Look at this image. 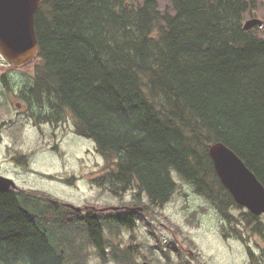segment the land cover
<instances>
[{
	"label": "trees",
	"instance_id": "1",
	"mask_svg": "<svg viewBox=\"0 0 264 264\" xmlns=\"http://www.w3.org/2000/svg\"><path fill=\"white\" fill-rule=\"evenodd\" d=\"M167 2L169 11L156 0H41L23 111L41 123L64 107L74 133L92 140L104 160L97 184L120 196L136 187L141 211L81 215L77 233L96 245L103 262L109 245L118 264H139L129 247L119 253L104 239L103 218L108 231L133 232L139 215L169 201L175 170L217 210L223 238L244 241L248 264H260L250 238L264 241V214L235 202L209 155V146L222 142L264 186V36L242 27L257 0ZM0 107L11 114L1 98ZM10 124L18 142L21 128ZM18 152L12 160L29 170L30 154ZM62 207L44 190L0 191V264H88L86 247L69 246L74 237L64 245L61 233L75 235V227L61 221L63 212L59 218ZM232 208L243 211L235 217ZM256 247L264 262V244Z\"/></svg>",
	"mask_w": 264,
	"mask_h": 264
},
{
	"label": "rangeland",
	"instance_id": "2",
	"mask_svg": "<svg viewBox=\"0 0 264 264\" xmlns=\"http://www.w3.org/2000/svg\"><path fill=\"white\" fill-rule=\"evenodd\" d=\"M156 2L160 10L169 11L167 0ZM253 16L264 20V0H257L255 14L246 16V19ZM261 29L258 31L264 36V27ZM34 62L24 64L17 71L0 55V75L8 77L10 87L8 89L0 82V98L7 102L11 112L7 114L6 109L0 107V124L4 120H12V115H17L18 119L13 124L20 127L22 132L21 139L15 142L13 136L9 135L13 131L12 124L8 122L0 129V171L15 178L24 189L44 190L63 204L79 207L80 212L74 211L70 206L62 207L58 212L59 218L63 214L66 216L61 218L62 222L73 223L72 228L75 227V235L61 233L65 237L64 245H69V239L74 237L69 246L81 243L82 247H86L88 264H118L111 258L109 245H105L106 262L101 260L96 245L91 246L77 233L82 228L78 223L81 215L88 209L110 211L106 205L128 204L136 211H141L143 207L133 202L137 189L133 187L131 191L120 192V196L112 193L106 186L97 184L95 177L104 173V160L95 150L92 140L74 133L71 119L69 123H65L64 107L58 125H55L53 118L52 124L34 123L23 111L24 105L20 114L17 113L14 104L19 98L15 92L33 76ZM14 150H18L20 154H30L27 157L29 170L12 160V156L16 154ZM34 170L36 173L31 174ZM37 172L40 173L39 176ZM171 175L176 189L169 201L162 207H149L151 215H139L133 232L123 226L117 232L114 229L112 232L108 231L104 225L108 223L107 217H104V239L116 244L119 253L129 247L133 259L139 264L147 260L152 264H248L249 255L244 241L236 237L223 238L221 225L224 221L217 210L206 198L194 192L180 173L173 170ZM74 176L77 179L73 180L74 183L66 181ZM139 196L143 204H148L149 199L144 191ZM242 209L232 208L230 211L235 217H239L244 210ZM116 224L117 222H113L114 226ZM239 228L241 229V225ZM250 244L259 259L260 247L256 246L263 245L264 241L253 235ZM260 261V264H264L261 258Z\"/></svg>",
	"mask_w": 264,
	"mask_h": 264
},
{
	"label": "water",
	"instance_id": "3",
	"mask_svg": "<svg viewBox=\"0 0 264 264\" xmlns=\"http://www.w3.org/2000/svg\"><path fill=\"white\" fill-rule=\"evenodd\" d=\"M41 0H0V55L11 65H20L34 57L38 41L34 14ZM262 28V19L253 16L243 22L244 29ZM209 155L223 186L235 202L254 215L264 213V186L245 163L222 142L209 146ZM15 188L11 178L0 175V191ZM79 211V207L71 205ZM141 264H150L147 261Z\"/></svg>",
	"mask_w": 264,
	"mask_h": 264
},
{
	"label": "flooded vegetation",
	"instance_id": "4",
	"mask_svg": "<svg viewBox=\"0 0 264 264\" xmlns=\"http://www.w3.org/2000/svg\"><path fill=\"white\" fill-rule=\"evenodd\" d=\"M30 62V61H29ZM29 62H27V63H25V64H28ZM9 65V64H8ZM24 64H21V65H10L11 67H13V69L14 70H17V68L19 69L21 66H23ZM18 71V70H17ZM4 79H5V81H6V84L7 85H5L8 89H10V87H9V80H8V77H4ZM19 80H20V78H19ZM29 81H30V79L29 80H27L26 82H23L20 86H19V88H18V91L17 92H15V94L17 93L18 94V100L20 101H18V102H15V107L17 108V113L18 114H20V109H22L23 108V105L25 104V101H24V96H25V94H24V92H23V87H26V85L29 83ZM20 104V106H18ZM24 109V108H23ZM62 111H63V109L62 108H59L58 109V111L56 112V113H54V117H52L53 118V122H55L56 124L55 125H58L57 123L59 122V121H61V113H62ZM52 118H49V117H47L44 121H42L41 123H48V124H52L53 122H52ZM65 120H66V122L65 123H69L70 122V118H69V114L68 113H65ZM9 122H14V120H10ZM34 123H37V124H40L39 122H34ZM2 124V123H1ZM1 124H0V126H1ZM54 125V126H55ZM63 125V124H62ZM12 143H14V141L12 140ZM7 147V146H6ZM31 174H33V173H36V171L34 170V171H31L30 172ZM0 174H2V175H6L4 172H1L0 171ZM37 175L39 176L40 175V173L39 172H37ZM7 176V175H6ZM15 179V178H14ZM16 182V185H17V189H20V187H22L17 181H15ZM23 189V188H22ZM121 207H123V209H126V208H130L131 206L130 205H128V204H122V205H120Z\"/></svg>",
	"mask_w": 264,
	"mask_h": 264
},
{
	"label": "bare ground",
	"instance_id": "5",
	"mask_svg": "<svg viewBox=\"0 0 264 264\" xmlns=\"http://www.w3.org/2000/svg\"><path fill=\"white\" fill-rule=\"evenodd\" d=\"M236 154V153H235ZM237 155V154H236ZM259 259H260V257H259Z\"/></svg>",
	"mask_w": 264,
	"mask_h": 264
}]
</instances>
